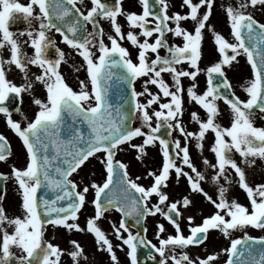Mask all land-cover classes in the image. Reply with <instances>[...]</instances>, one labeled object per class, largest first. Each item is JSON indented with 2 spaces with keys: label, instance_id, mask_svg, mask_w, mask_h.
<instances>
[{
  "label": "snow or ice",
  "instance_id": "snow-or-ice-1",
  "mask_svg": "<svg viewBox=\"0 0 264 264\" xmlns=\"http://www.w3.org/2000/svg\"><path fill=\"white\" fill-rule=\"evenodd\" d=\"M140 2L143 5L142 14L124 12L121 0H115L114 6L109 0H91L92 7L85 14L78 6L87 8L85 0H29L28 3H21L20 0H0V49H10L8 59L0 55V113L6 114L8 125L20 137L27 153L26 167L21 169L13 165L12 168V177L22 190V217L9 218L4 207L0 205V264H11L13 259L17 264H60L64 250L45 240V225L63 226L69 231H84L78 220L90 189L95 192V198L91 201L95 215L88 218L87 230L94 234L100 250H106L115 264H119V260L113 244L98 225V221L111 209L121 213L119 226L113 223V228L117 239L122 240L123 245L130 249L128 255L131 264H137L138 245H151L160 256L159 264H167L169 256L166 253H172L171 260L174 264H197L187 252L177 256L175 248L183 249L191 244L203 243L210 229H219L227 238H231L232 231L247 226L264 230V184L256 185L255 188L250 186L245 170L234 158V153H239L249 165L255 163L250 157L264 158V127L254 124V110L260 109L264 112V23L246 11L249 4L253 8L257 5L264 6V0H244L239 7L231 4L226 6V14L236 43H230L223 35L212 30L222 58L203 70L207 75V87L202 94L196 91V83L187 88L189 99L200 105L207 114L205 120L197 112H192V120L199 125L198 132L186 131L179 119L183 116L185 91L182 78L196 81L202 71L199 66L204 38L202 30L206 28V22L212 15L215 0H199L198 3L183 0L181 6L189 9L184 15L179 12L169 15L168 0H156L160 5L159 11H153L151 0ZM202 6L206 11H202ZM119 15H126L131 28L141 30L139 34L130 30L126 36L127 40L138 48V63L133 61L129 50L119 42L125 39V33L117 20ZM101 16L110 21L115 33L107 37L111 42L110 47L104 42V29L97 19ZM149 16H154L157 21L154 27H148ZM19 18H23L29 25V29L26 32L21 31L19 35H27L30 39L34 48L32 57L22 51V42L10 30V25ZM189 18L196 22L194 34L181 27V22ZM169 21L174 22L175 27H169ZM34 22L39 23V29L32 27ZM88 23L93 26L91 32L87 31ZM52 29L60 33L63 41L77 49L83 57L91 83L90 90L85 80L79 81V91L66 82L59 71L61 62L65 60L62 50L56 48L57 59L48 58L49 47H55L54 40L48 36ZM168 32L175 37H182L183 45H170ZM154 34V42H150L149 38ZM140 36L144 37L143 41L139 39ZM161 48L166 49L167 55H160ZM93 49H98V56ZM227 50H231L232 54L229 55ZM149 52L155 54L154 59L150 58ZM242 54L246 55L254 74V78L244 89L249 95L246 101L231 91L232 85L224 68L231 67L233 62L239 63L237 58ZM184 63H188L193 70L178 67ZM13 64L24 73L25 84L17 86L7 78V72L11 71ZM29 64L39 66L43 70L35 76V81L46 88L47 100L34 97L33 102L39 106V111L34 120L24 127L22 122L11 118V113L3 106V102L9 99V94L14 93L16 97H21L23 92L31 93L34 82L28 76ZM121 66L125 72L117 79L127 82L131 88L133 117L142 121L140 127H133L128 115L119 108H114L108 101L111 81L116 75L113 69ZM163 73L171 75L173 85L170 86L164 80ZM142 77H148L144 80V91L137 92L134 85L137 79ZM150 84L156 85L160 92L153 93L149 88ZM173 87L175 90H172ZM145 95L148 96L147 102L141 103L138 98ZM162 97H170V100L163 102ZM220 99L230 107V127H222L216 122L220 114L217 101ZM156 104L159 105L158 109L150 113L149 109ZM16 111L20 112V109L17 108ZM153 118L156 121L155 126L152 123ZM69 119L72 127L64 137L61 131ZM83 126H86L87 131ZM165 126L169 129V136L173 130L181 133L185 140L183 146L180 139L170 141L158 135L160 129ZM144 128L148 131H144ZM209 131L214 133L215 137L211 151L215 155L216 163L211 164L207 158L204 163L216 170L211 181L218 186V201L202 187L201 182L206 180V176L192 162L188 147V141L194 138L196 147L203 151L204 140ZM137 137H143L142 144L132 143ZM157 142L162 149L163 166L159 174L152 171L148 173L154 182L150 187H145L137 182L141 177L131 178L128 166L115 159L116 152L121 145L128 144L138 150L137 158L143 159L147 146ZM101 152L104 154L100 161L107 173L106 180L103 184L93 182L79 190L78 183L70 177L77 173L90 157H95ZM11 155L7 138L0 134V161H6ZM177 160L181 162L179 165ZM183 166H187L191 171H185ZM173 169L177 181L181 177L187 178L191 191L203 194L217 210L196 226L191 224L194 218L188 217L191 234L187 237L183 235L178 222L181 216L178 205L181 201L167 205L165 203L169 196L163 188L167 187ZM230 169L238 175V183L251 201V211L235 200L230 202L227 199L229 189L221 181L231 183L228 176ZM42 188L51 189L56 195L51 199L38 196V191ZM153 195L158 197V202L150 206ZM2 199L3 197H0V200ZM191 203L188 196L182 198L184 207ZM157 213L163 215L175 227L177 233L160 238L159 247L151 241H146L139 233L134 235L127 223L128 218L140 223L148 215ZM9 226L13 228L11 233L8 231ZM158 229V237L166 231L163 224L158 225ZM122 230L128 233L126 238L122 235ZM70 243L74 245V250L68 254L74 264H79L83 248L75 240ZM257 244L261 246L258 255L254 251V245ZM13 246L20 251V255L17 256L12 250ZM224 251L228 253L226 264H264V237L253 238L245 233L244 238L231 239L230 247ZM84 258L87 259L86 256ZM197 259L199 264H212L216 255Z\"/></svg>",
  "mask_w": 264,
  "mask_h": 264
},
{
  "label": "flooded vegetation",
  "instance_id": "flooded-vegetation-1",
  "mask_svg": "<svg viewBox=\"0 0 264 264\" xmlns=\"http://www.w3.org/2000/svg\"><path fill=\"white\" fill-rule=\"evenodd\" d=\"M21 3H28L29 0H20ZM109 2L114 6L115 0H109ZM153 3V11H159L160 5L156 3V0H151ZM194 3H196V0H193ZM244 2V0H215L213 12L212 15L209 17V20L206 22V28L203 31L204 38L202 40V58L199 61V66L202 69V71L198 74L196 81H193L191 78H182V84L184 87V104H183V116L179 119L182 122H189V118L192 117V112H197L201 118L207 119V114L205 110L195 103L194 101H191L187 95V88L191 86L193 83L197 84L196 91L200 94L203 93V91L206 90L207 87V75L206 72L203 71L213 65L216 62H219V60L222 58L221 54L218 52V46L215 44L214 35H213V29L215 32L220 33L223 35L230 43H236V40L232 34V29L230 25V21L226 14V6L231 4L234 7H239L240 3ZM169 3V15H172L175 12H179L182 15L187 14L189 9L181 5L183 4V0H168ZM85 4L87 5V8H85L83 5H78L81 7V10L87 12L92 7L91 0H85ZM122 9L124 12H135L137 14L143 13V5L141 4L140 0H121ZM221 5H224L225 7H221ZM202 11H206V8L202 6ZM247 12L251 13L256 20H258L261 23H264V6L257 5L255 8H253L250 4L246 9ZM38 12V9H37ZM99 20L100 26L104 29V42L109 47L111 46L110 40H108V35L112 34L115 35L114 30L111 27L110 21L108 19L101 17L97 18ZM149 24L148 27H154L155 23L157 22L154 16H149L148 18ZM22 22V28H20L19 22ZM118 22L122 26V31L125 33V39L120 40L122 46L127 48L129 52L131 53V58L134 62L138 63L137 55H138V48L134 47L130 41L127 40V32L128 31H134L137 34L140 33L139 28H131L129 25V22L126 19V15H119L117 17ZM17 23L19 24L12 30L17 38L22 42V51L28 56L32 57L34 55V48L31 46V41L27 37V35L20 36L19 33L21 31H25L29 29L28 23L23 19H17ZM169 27H175L174 22L169 21L168 22ZM195 26L196 22L192 21L190 18L186 21L181 22V27L185 28L189 32H192L194 34L195 32ZM33 28L39 29V23L34 22L32 25ZM11 29V28H10ZM13 29V28H12ZM87 31L91 32L93 31V26L91 23L87 24ZM87 33H85L86 35ZM48 36L50 39L54 40L55 47H49L48 49V58L49 59H57L58 54L56 52V48H59L62 50L65 54V60L61 62L59 71L61 74L65 77L66 82L71 86L74 90L79 91V81L85 80L88 83L89 90L91 89V83L88 78L87 70H86V63L83 60V57H81L78 53V50L69 46L66 42L63 41V38L60 33L56 32L55 29H52L48 32ZM99 39V37H97ZM139 39L143 41L144 37L140 36ZM155 34L152 38H149L150 42H154ZM167 39L168 43L170 45H183L184 41L182 37H175L171 32L167 33ZM24 41H27V43H23ZM93 51L96 53V55H99L98 49H93ZM228 54L231 55V50H227ZM159 53L161 56L167 55V51L164 48L159 49ZM0 55H2L5 59L10 57V49H0ZM9 56V57H8ZM150 58H155V54L149 52ZM118 58V57H117ZM239 63L233 62L232 66H224L226 76L228 80L230 81L232 86H238L240 82H242L243 79H239L237 77V74H246L247 77L249 76V79L247 78L249 84L250 82V73L252 72V68L250 63L247 60L246 55H240L238 58ZM7 68L8 66L5 65ZM178 67H183L186 70H193L190 68V65L188 63H184L183 65H180ZM28 76L29 79L32 80L33 83V89L31 93L29 92H23L21 94V97H16V95L9 94V99L3 102V106L7 107L9 109V112L11 113V118L14 121L22 122V126L26 127L28 122H31L34 120L36 113L39 111V106L34 104L33 99L34 97H38L44 101L47 100V93L46 88L43 84L40 82L35 81V76L42 73V69L39 66L36 65H28ZM117 77L125 72V69L121 67H117ZM164 80L171 86L173 85V81L171 78V75L168 73H163ZM7 78L15 83L17 86H20L22 84H25V77L24 73L21 72L16 66L13 64L11 65V71L7 72ZM148 77H142L137 79L135 82V89L137 92H143L144 91V80ZM246 80V79H245ZM122 83H126L125 81H122ZM128 85V84H127ZM129 86V85H128ZM149 88L153 93H159L160 89L156 85H149ZM130 91L131 88L129 87ZM172 90H175L174 87ZM162 96V93H160ZM22 98V102H21ZM141 103H146L148 96H141L138 98ZM163 102H168L170 100V97H162ZM94 103V101H93ZM159 105H153L149 111L150 113L156 109H158ZM19 108L20 112H17L16 109ZM23 115H22V114ZM26 117V119H25ZM153 126H155V118H153ZM195 124H197L195 122ZM133 127H140L142 126V121L138 118L133 117L132 121ZM187 130H189V124L186 125ZM164 130V137L169 139L170 141H175L176 139H179V135L177 134L178 130H173L171 136L168 135L169 129L165 126L162 127ZM144 131H148L146 128H144ZM5 132V133H4ZM0 134H2L4 137L7 138V141L9 142L11 146V152L12 155L8 157L6 161H0V186L2 187V196L3 199L0 200V205H2L5 209V213L9 218H15L16 216L23 215V209H22V190L19 189L18 183L16 182L15 178L12 177V168L13 165H15L18 168L23 169L26 167V160H27V153L26 149L22 143V140L20 137L10 128V126L7 123V116L4 113H0ZM214 133H208L206 134V139L204 140V148L203 151H200L204 154L207 159H211L210 157L214 155V153L211 151V145L214 143ZM135 144H142L143 143V137H137L134 138ZM133 157L138 152L137 149H133ZM190 151V147H189ZM193 152H190V156L192 157ZM26 157V158H25ZM145 160L139 166L138 162L136 161V165L132 170V176L136 177L139 172H141V182H139L141 185L145 187H149V185L154 181L153 177H150L148 173L150 171L156 172V174H159L160 170L163 166V154L162 149L159 143L157 142L154 145H149L146 148V155L144 156ZM202 158V160H203ZM192 162L196 165L197 163L193 160L194 157L191 158ZM177 164H180V160L176 161ZM83 167V166H82ZM184 170H188V168H184ZM199 171H202V169L198 168ZM102 171V169H101ZM191 171V170H190ZM103 173V171H102ZM194 175V174H193ZM104 176V174L102 175ZM3 177H12L10 179H3ZM75 177L73 174L71 178ZM86 179V178H84ZM184 179V177H183ZM251 186L264 184V178L260 177L257 180V183L254 184L252 181L250 182ZM93 196V194H92ZM88 197V196H87ZM92 201V198H88L87 200ZM156 196L153 195V197L150 200V206L152 203L156 202ZM111 212V211H108ZM191 213V210L189 211ZM115 213V212H114ZM91 215H95V212L93 211ZM89 214V217H91ZM117 215V214H116ZM118 216V215H117ZM88 218V217H87ZM87 218L82 222V226L85 227L87 224ZM180 219L178 218V222ZM117 223H119V219L117 220ZM81 224V222H80ZM163 224L165 226L166 231L163 233H160V236H157L158 232V225ZM145 229L147 231L145 232V236L147 241H151L152 244H156L159 247V239L160 238H167L170 235H176V229L175 227L169 223L163 215L160 213H157L156 215H148L146 217V226ZM256 237H264V230L256 228ZM182 233L185 237L190 235V231L185 225H181ZM8 231L11 233L13 231V228L11 226L8 227ZM248 235V234H247ZM245 236V234H244ZM0 239H2V232H0ZM54 245H57V243L51 242ZM230 240L223 241V238L219 237L217 241L207 242L203 241L201 244H191L186 246L185 248L181 249L180 247L175 248V254L179 256L182 252H187L189 257L192 260H196L197 264H199V261L197 258L206 259L209 255H216V259L212 264H224L228 258V253L224 251V249L230 247ZM16 255H20V251L13 246L12 249ZM169 256V259L167 261V264H174V262L171 260L172 253H166ZM152 259L155 257V259H158L160 261V256L158 253L155 252V250L152 248V253L150 256ZM124 262H119V264H122ZM125 264H128V262L125 260Z\"/></svg>",
  "mask_w": 264,
  "mask_h": 264
},
{
  "label": "rangeland",
  "instance_id": "rangeland-1",
  "mask_svg": "<svg viewBox=\"0 0 264 264\" xmlns=\"http://www.w3.org/2000/svg\"><path fill=\"white\" fill-rule=\"evenodd\" d=\"M237 77L243 80L242 82L239 83L238 86H232V89L235 92V94L240 97V99L246 101L249 98V95L244 89L245 87L248 86L247 78L249 79V76L247 77L246 74L239 73L237 74ZM217 104L220 109V114L218 115L216 122L219 123L222 127H230L232 123V113L230 107L225 105L220 100L217 101ZM254 111H255V116H254L255 126L264 127V112H261V110L259 109H255ZM182 123L186 131L198 132L199 130L198 123L195 124V122L192 120V117L189 118V122L186 123L182 122ZM185 124L186 125L189 124V130H187ZM209 133L212 132L209 131ZM177 134L179 135L181 133L177 131ZM179 139L181 140V144L183 146L185 143L183 136L179 135ZM226 139L230 140V138L227 137ZM132 143H134V141H132ZM196 143H197L196 140L193 138L190 141H188V147H190V152L191 153L193 152L192 157H194L193 160L198 165L196 166L197 169L198 168L202 169L203 173L206 176V180L201 182L202 187L206 192H208L210 196L213 197V199L218 201L219 200L218 186L211 181V177L215 174L216 170L211 168L209 164L204 163L205 158L203 157L205 156L202 152H200L201 149L196 147ZM133 151H134L133 148H131L128 144L121 145L119 147V150H117L116 152L115 159L122 161L128 166V172L131 178L135 179L137 176H139L142 179V176L140 174L141 172H139L138 175L134 177L132 176V170L136 165V161L138 162L139 166H141V164L145 160V157H143V159H138L137 158L138 152L133 157L132 155ZM103 155H104L103 152L97 153L95 157L89 158V161H87L86 164L77 171V173H74L75 177H73L72 179L75 180L80 186L79 190H82L85 185H91L93 182L102 184L104 180H106L107 173L104 165L100 161V157ZM210 158L211 159H207V160L211 164H215L216 163L215 155H212ZM235 159L240 164V166L245 170L246 180L250 186H251L250 184L251 181L252 183L256 184L258 178L260 177L264 178V158L250 157L249 159L255 160V163L251 165L246 164L244 162V159L240 157L239 153H235ZM183 167L187 168V166H183ZM186 171L190 172L189 169ZM103 174L104 176H102ZM228 176L231 181L230 184L227 181H223V180L221 181V183H224V185L229 189L228 193L226 194L227 199L230 202L235 200L241 205L247 207L249 211H251V201L249 197H247L248 195L246 191L240 187L238 183L239 180L238 175L235 174L234 170L230 169L228 171ZM141 179H139L137 182L138 183L141 182ZM152 183L149 185V187L152 185ZM255 187L256 185L253 186V188ZM163 191L167 193L169 196V200L165 202L166 205L170 204L171 202L181 201V203L178 205V208L181 212L179 223L180 225H185L188 228V230H190L189 228L190 222L188 220V217L194 218L191 221V224L192 226H195L198 224H202L204 218L210 217L215 211H217L214 205L210 201H208L203 196V194L195 193L191 191L187 178L183 179V177H181L179 181H177L174 169L171 170V175L167 187H164ZM93 193H95L94 190L90 189L89 193L87 194L88 196L87 200L89 196L90 198H92ZM184 196H188L189 199L192 201V203L187 207H184L182 205V198ZM156 199H157L156 202H158V197H156ZM162 207H164V205H162ZM190 210L191 213L189 212ZM92 212H93V204L91 203V201L89 202L86 201L85 206L81 209L79 213V220H78L79 224L81 222L80 224L81 228L85 229L84 231H76V230L69 231L63 226H57V227H53L52 225L46 226V231L44 233L45 240L49 242L57 243V245L62 250H64L63 254L61 255L60 264H74L71 256L68 254L70 251L74 250V245L70 243L72 240L77 241L83 248V256L79 258V264H115V262L111 260L110 255L109 253H107L106 250H100L94 234L87 230V224L85 225V227L82 226V222L87 217L89 218V214L91 215ZM92 216L93 215H91V217ZM226 218L230 219V217H226ZM118 219L119 217L116 215V213L112 211L106 212L104 217L98 221V225L111 240L119 262H124L122 264H125V260H128L127 257L128 255L125 254V247L127 245H123V241L117 239L113 228V223H115L117 227L119 226V223H117ZM256 230L257 229L252 226H247L246 228L243 229H236L231 232V238H227L219 229H210L206 241L207 242L217 241L219 237L223 238V241L227 239L231 241V239H236L240 236H243L245 233L250 235H256ZM122 235L126 238L128 233L122 230ZM84 256H86L87 259H85Z\"/></svg>",
  "mask_w": 264,
  "mask_h": 264
},
{
  "label": "water",
  "instance_id": "water-1",
  "mask_svg": "<svg viewBox=\"0 0 264 264\" xmlns=\"http://www.w3.org/2000/svg\"><path fill=\"white\" fill-rule=\"evenodd\" d=\"M222 80V78L220 79ZM109 93H108V101L109 103L114 107V108H119L122 112L126 113L129 117V120L131 122L132 120V99L131 97L126 93V89H121V93H118V91H116L113 87L111 89H109ZM221 91H225V89H221ZM123 93V94H122ZM231 98V97H230ZM72 127V122L71 121H67L65 127L62 129L61 135L66 137L68 135L69 129ZM84 130L87 131L86 126H83ZM159 135V134H158ZM39 192V191H38ZM40 192H42V189H40ZM50 192H52L50 195H48L47 193V197L46 198H54V196L56 195L55 192H53L50 189ZM38 196H41L40 194ZM119 212V211H118ZM121 214V213H120ZM128 226L134 227L138 230V233L143 237V219L140 221V223H136L135 219L132 218H128L127 220ZM251 243V242H250ZM138 250L144 249L143 245H138ZM261 250V246L254 245V251L255 254H257V252H260ZM258 255V254H257ZM146 260L143 259L141 260V263H145Z\"/></svg>",
  "mask_w": 264,
  "mask_h": 264
}]
</instances>
